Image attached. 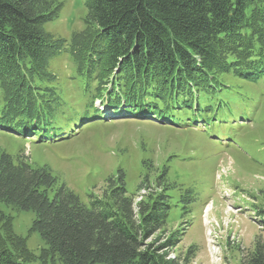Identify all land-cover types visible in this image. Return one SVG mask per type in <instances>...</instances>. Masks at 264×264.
<instances>
[{"label": "trees", "instance_id": "obj_1", "mask_svg": "<svg viewBox=\"0 0 264 264\" xmlns=\"http://www.w3.org/2000/svg\"><path fill=\"white\" fill-rule=\"evenodd\" d=\"M87 7L92 31L68 43L42 29L58 7L0 0V128L59 138L107 110L181 126L202 120L208 130L234 114L224 75L264 79V0H87ZM64 50L78 56L79 109L57 93L47 71ZM108 187L106 200L88 206L48 167L0 151V202L34 213L32 231L62 264H181L166 253L176 238L150 243L170 213L167 193L142 200L136 212L123 170ZM11 230L0 212V264H29ZM244 264H264L261 239Z\"/></svg>", "mask_w": 264, "mask_h": 264}, {"label": "rangeland", "instance_id": "obj_2", "mask_svg": "<svg viewBox=\"0 0 264 264\" xmlns=\"http://www.w3.org/2000/svg\"><path fill=\"white\" fill-rule=\"evenodd\" d=\"M46 1L59 8L58 17L42 27L54 39L69 43L73 35L92 31L85 21L87 0ZM76 58L64 50L47 63L57 93L70 104L84 88ZM223 80V94L234 98V114L220 125L210 123L208 130L202 120L181 126L106 110L104 119L84 121L59 138L0 128V151L15 162L48 167L88 206L109 197L108 181L123 170L136 212L142 200L162 191L169 196L165 226L150 243L176 238L166 253L181 264H244L256 241L264 242V79L252 83L233 74ZM0 212L24 242L20 260L62 264L32 231L34 213L1 202Z\"/></svg>", "mask_w": 264, "mask_h": 264}]
</instances>
